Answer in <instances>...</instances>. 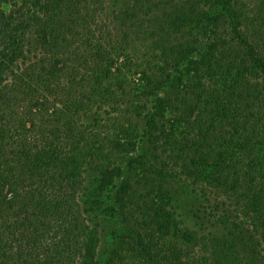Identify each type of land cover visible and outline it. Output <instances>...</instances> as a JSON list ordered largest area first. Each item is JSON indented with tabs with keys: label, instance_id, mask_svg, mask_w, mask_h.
Wrapping results in <instances>:
<instances>
[{
	"label": "trees",
	"instance_id": "16d2710c",
	"mask_svg": "<svg viewBox=\"0 0 264 264\" xmlns=\"http://www.w3.org/2000/svg\"><path fill=\"white\" fill-rule=\"evenodd\" d=\"M106 1L0 0V264H137L122 236L159 249L134 219H156L169 180L218 223L183 235L198 264H247L239 239L264 252V0L103 19ZM95 212L118 222L106 257Z\"/></svg>",
	"mask_w": 264,
	"mask_h": 264
},
{
	"label": "rangeland",
	"instance_id": "374dc122",
	"mask_svg": "<svg viewBox=\"0 0 264 264\" xmlns=\"http://www.w3.org/2000/svg\"><path fill=\"white\" fill-rule=\"evenodd\" d=\"M128 1L108 0L98 11L102 12L103 19H110L115 13L123 9ZM4 11L8 12L9 6H5ZM106 176L108 177V175ZM163 186H166L170 191V200L165 207L158 209V215L155 214L156 219L151 216L153 205L148 212L140 213L138 210L136 212L137 218L134 219L135 224H139L137 219L141 220L139 234L144 236V229H146L148 233L145 234V239L147 240L148 236H152L153 238L149 241L158 243L159 249L153 250L151 244L149 248H142L144 242H140L139 246L136 247L133 245L135 238L131 239L130 236H122L123 246L128 247L132 254L131 257L137 261V264H156V260H158L156 256H159V253L162 255L172 254L171 264H198L201 254L199 244L194 246L188 244L183 235L194 236V239L199 241L197 238L201 240V237L206 234L218 233V223L204 213L200 194L188 183L183 180H169ZM155 201L157 202L156 199ZM104 213H93V219H97L100 225L102 231L101 253L106 257L110 254L111 247L114 246L112 240L117 237L115 230L118 222L111 213ZM135 230H131V235L137 238ZM145 239L144 241L147 243L148 241ZM138 240H142L141 237H138ZM237 244L239 245L240 256L247 264H264L261 259V254L263 253L264 256V252H260V249L256 247L254 239L246 236L242 240L239 239ZM132 248H135L136 251L134 252Z\"/></svg>",
	"mask_w": 264,
	"mask_h": 264
}]
</instances>
